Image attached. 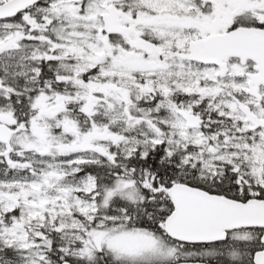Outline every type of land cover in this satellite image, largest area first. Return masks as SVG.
I'll return each instance as SVG.
<instances>
[{
    "label": "snow or ice",
    "instance_id": "obj_1",
    "mask_svg": "<svg viewBox=\"0 0 264 264\" xmlns=\"http://www.w3.org/2000/svg\"><path fill=\"white\" fill-rule=\"evenodd\" d=\"M0 264H264V0H0Z\"/></svg>",
    "mask_w": 264,
    "mask_h": 264
}]
</instances>
